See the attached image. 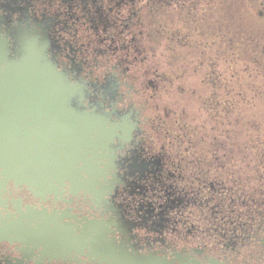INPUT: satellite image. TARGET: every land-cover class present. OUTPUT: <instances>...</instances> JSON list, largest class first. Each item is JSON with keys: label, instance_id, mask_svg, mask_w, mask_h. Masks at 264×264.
I'll list each match as a JSON object with an SVG mask.
<instances>
[{"label": "flooded vegetation", "instance_id": "obj_1", "mask_svg": "<svg viewBox=\"0 0 264 264\" xmlns=\"http://www.w3.org/2000/svg\"><path fill=\"white\" fill-rule=\"evenodd\" d=\"M173 13L177 51L196 35L205 65L215 34L264 43V0H0V264H264V151L244 178L259 187L227 186L150 139L134 100L130 70L149 60L135 29L154 14L163 38ZM119 41L116 65L97 57ZM156 72L138 81L159 93L174 80Z\"/></svg>", "mask_w": 264, "mask_h": 264}, {"label": "rangeland", "instance_id": "obj_2", "mask_svg": "<svg viewBox=\"0 0 264 264\" xmlns=\"http://www.w3.org/2000/svg\"><path fill=\"white\" fill-rule=\"evenodd\" d=\"M255 16L256 17L253 20L260 21L259 17L257 15ZM172 17L176 18L174 13L172 14ZM226 17L227 16L225 15L222 21ZM152 18H156L154 17V14H148L145 19L147 26H144L145 23L142 20L143 22H141L144 23L143 26L135 29V32H138L139 29L143 32L146 31V47L149 60H144V70L142 68H137L135 65H133L135 68H131L130 70L132 73V80L138 85V90L142 91L138 98L135 97L134 100L137 103L143 102L145 104L146 102L144 110L145 116L149 120L146 126L149 130L148 137H150V139L154 137H162L167 150L170 151L178 148L184 151V157L187 158L191 164H193V162L189 159L196 160L195 157H198L200 160L203 159V162L206 163L203 165L205 168H202L201 165L200 167L205 171L210 169L217 174L220 180L225 179L227 186L236 185L237 178H243V185H247L250 192L255 184L251 182L250 179H244L249 175H254V166H252L251 161L253 160V157L249 156V152L252 151V153H256V149L261 150V147H264V137H249L245 134L248 131L254 132L256 129L254 127L251 128L248 125L249 122L248 124L244 122L243 118L239 115L241 108H238V106H235V108L232 109L233 117L235 118L224 120L223 117L220 116L222 107L217 106L212 109L211 107L202 104V97L212 93V88L208 85V74L210 72L209 65H205V60L203 59L205 48L203 45H200L204 41L202 42V39L196 38V35L190 36V41H192V37L194 40L188 45L190 52L188 51L187 46H183L185 49H181L178 52V48H176L174 43L176 42L175 38H180V28L185 29L182 27V21L178 19V17L175 20L170 21L166 30V32H168H165V35L162 38L160 27L149 21V19L152 20ZM243 20L244 23L247 21H253L247 16H244ZM252 28L254 27L252 26ZM151 29H154L156 32L157 29H159V32L157 33L159 37H154L153 33L148 34V31ZM197 30V27H195V30L193 31L196 33ZM213 34L215 33L212 31L211 35ZM80 35L82 39L90 41L94 34L91 30L87 32L86 29H81ZM220 36L221 35L215 34L208 39V42H210L208 45V55L210 61L218 62L215 66L216 69H223L225 76H228V64L226 61H228L230 57L226 55L225 51H229L227 46L229 44L227 43L228 39L226 40V37L222 39ZM169 37L174 38V41L171 42ZM216 40L222 43L224 54L221 51V47L215 49V46L218 43L214 44L213 41ZM109 42L110 40L106 39V45ZM117 44H121V42L119 41L114 45L113 49H110L109 52L107 51L108 55L97 54V57H100L103 61L106 59V62L111 59L110 65H116L118 60H120V56H128L125 55L127 52H125L126 48L118 47ZM106 45L104 44L102 48H106ZM172 55H177L176 59H173ZM104 64L106 65V63ZM144 71L145 75L143 76ZM155 72L156 74L162 72L171 78L173 77L174 81H172V83L164 84L166 85L167 90H161L159 93L158 91L156 93V90H152L153 92H151V87V89L144 88L138 81V74L141 79L144 80L145 77H149L150 75L155 74ZM122 76L126 78L124 73ZM175 77H180V79H175ZM234 78L236 77L231 76L230 80H233ZM237 78L240 77L238 76ZM243 79H248L250 82L248 85L250 87H248L247 91L248 95H251L250 92H253V90H259L257 97H252V102H246L244 108L252 107L248 110V113H250L248 114L250 121L252 117V122L259 123L264 127V91H262L264 90V70H257L251 67L250 75L243 76ZM237 82L239 81L237 80ZM233 87L236 90V93L239 90V92L246 90V87L239 83H235ZM227 89L226 86L223 88L220 86V89L218 90L226 91ZM213 90L215 91L217 89L213 86ZM258 97L259 101L256 103ZM255 103L256 107H253ZM251 110H254V112ZM251 113L253 114L251 115ZM217 119L219 121L216 123ZM150 123L152 126L161 123L163 125L161 126L162 129L158 132H154ZM221 131H224L230 137H221L220 141H216L215 137L217 136L215 134H219ZM262 133L264 134V131H262ZM171 135H178L179 137L172 138L170 137ZM196 141L199 142V146L204 144L205 149L203 151L195 152L191 150V155H189L188 151H190V148L195 147ZM247 141L250 142L249 146L251 150L245 145ZM253 146H255V148ZM200 148L202 147H198L196 150H199ZM193 153H195V157ZM215 153L220 156L222 160L221 165L216 162L219 158L216 157ZM257 160L260 165V159L257 158ZM218 173L221 174L219 175ZM255 186L258 185L256 184Z\"/></svg>", "mask_w": 264, "mask_h": 264}, {"label": "trees", "instance_id": "obj_3", "mask_svg": "<svg viewBox=\"0 0 264 264\" xmlns=\"http://www.w3.org/2000/svg\"><path fill=\"white\" fill-rule=\"evenodd\" d=\"M224 34L226 38L229 37V33L228 34L224 33ZM227 43H228V40H227ZM228 44L229 45L227 46H228L229 51H225L226 55L230 57V59L226 61L228 64L227 65L228 76H225V72H223V69H219V70L216 69L215 66L218 64L217 61L215 62L210 61L209 63H207V65L209 64V69H210V72L208 74V82L210 83L212 87V93H210L209 95H206L205 99H204L205 96H203L202 103L204 101V103L208 105L209 107H211L212 109L216 108L217 106L222 107V111H220V116L223 117L224 120H230V118H235L233 117L232 109L235 108V106H238L239 108H241V112L239 113V115L243 118L244 122L246 124H248L249 122L248 125L251 128L254 127L256 129L254 132L248 131L245 134H247L249 137H264V134L262 133V131H264V127H262V125L259 123L252 122L253 121L252 117L250 121V118L248 117V114H250L248 113V110H250L252 107L244 108L246 102H252L253 98L257 97V93L259 90L257 91L253 90V92H250L251 95H248L247 91H248V87H250L248 86L250 82L248 81V79H243V76L250 75L251 67L257 70H264V56H263L264 43H259V44L253 43L251 46L249 45L247 49L243 48L241 50H237L230 43ZM220 47H221V51L224 54L222 45H216L215 49L220 48ZM231 76L236 77V78H234L233 80H230ZM238 76L240 78H237ZM237 80L239 82H237ZM235 83L244 85L246 87V90L244 91L242 90L243 92H239L240 91L239 90L236 93V90L233 87ZM220 85L222 87L226 86V88L228 89L226 91H221V90L219 91L218 89H220ZM213 86L217 90L214 91ZM258 101H259V97L256 99V103H258ZM256 103L253 107H256ZM251 111L254 112V110H251ZM252 114L253 113H251V115ZM218 121L219 120L217 119L216 123ZM215 135L217 136L215 137L216 141H220L221 137H230L224 131H221V133L219 134L217 133ZM252 142H253V139H252ZM249 144L250 142L247 141L245 145L247 146V148L251 150ZM253 147L255 148V146ZM261 151H264L263 146L261 147ZM258 158L260 159V165H261L262 163L261 160L263 158L262 157H258Z\"/></svg>", "mask_w": 264, "mask_h": 264}, {"label": "water", "instance_id": "obj_4", "mask_svg": "<svg viewBox=\"0 0 264 264\" xmlns=\"http://www.w3.org/2000/svg\"><path fill=\"white\" fill-rule=\"evenodd\" d=\"M86 123H84L83 125H85ZM85 134V130L82 131V136L84 137Z\"/></svg>", "mask_w": 264, "mask_h": 264}]
</instances>
